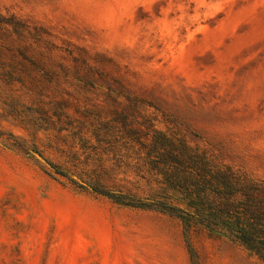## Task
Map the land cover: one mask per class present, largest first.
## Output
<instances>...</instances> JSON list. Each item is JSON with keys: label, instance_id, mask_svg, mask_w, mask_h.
Here are the masks:
<instances>
[{"label": "rangeland", "instance_id": "1", "mask_svg": "<svg viewBox=\"0 0 264 264\" xmlns=\"http://www.w3.org/2000/svg\"><path fill=\"white\" fill-rule=\"evenodd\" d=\"M0 16L26 44L0 30V264H264L94 195L70 162L93 147L90 167L148 192L122 136L156 131L264 182V0H0Z\"/></svg>", "mask_w": 264, "mask_h": 264}, {"label": "trees", "instance_id": "2", "mask_svg": "<svg viewBox=\"0 0 264 264\" xmlns=\"http://www.w3.org/2000/svg\"><path fill=\"white\" fill-rule=\"evenodd\" d=\"M22 23L0 16V30L11 27L22 45L7 49L24 57L26 50ZM17 32V33H16ZM91 85V81H86ZM120 123L128 127L127 120ZM144 154L148 192L125 182L115 184L112 172L97 161L93 147H85L84 160L70 156L71 168L87 179V188L113 204L136 210L166 213L179 220L188 243L189 235L205 232L239 245L264 263V182L255 180L231 167L213 165L205 152L198 153L164 135L150 131L127 130L122 136ZM90 149V152L87 150ZM54 168V167H53ZM55 173L67 177V171L55 167ZM143 178V177H142ZM108 181L113 183L108 185Z\"/></svg>", "mask_w": 264, "mask_h": 264}]
</instances>
